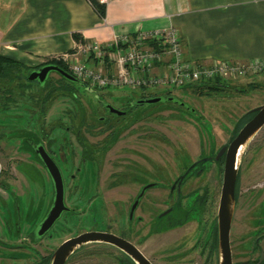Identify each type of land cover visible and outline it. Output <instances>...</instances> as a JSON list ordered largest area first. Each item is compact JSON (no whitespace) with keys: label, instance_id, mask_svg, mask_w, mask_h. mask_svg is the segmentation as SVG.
Here are the masks:
<instances>
[{"label":"flooded vegetation","instance_id":"flooded-vegetation-1","mask_svg":"<svg viewBox=\"0 0 264 264\" xmlns=\"http://www.w3.org/2000/svg\"><path fill=\"white\" fill-rule=\"evenodd\" d=\"M30 72L23 71L15 74L19 78V84L23 86L22 90L27 91L25 105L36 110V113L31 115V122L27 121L29 128L23 126L25 122L21 123L20 117L16 119L17 124L14 125L17 129V137H22L21 146L17 148L16 153L20 155L19 159L26 156V160L22 159L20 162L18 159L13 163L7 155L0 154L8 160L7 165H16L15 169L9 166L4 169L0 162V264H50L58 248L86 234L112 235L117 238L116 241L121 248L110 243L92 242L78 249L65 264H108L103 261V257L113 258L116 264H138L134 258L138 253L150 263L157 264L144 247L152 238L162 237L178 230L184 231L183 235L157 252L158 255H162L166 264H199L200 262L219 264L218 213L215 215L214 189L207 179L209 171L214 170L218 185H223L226 152L219 160L217 157L223 147L230 145L256 113L251 110L244 114L235 124L226 144L216 148L208 156L203 155L204 151H202L199 157L193 160V154L189 153V156H185L187 158L185 161L179 162L180 159L173 157L178 153L166 155L172 159L169 169H166L169 174L167 183L163 182L167 173L162 174L160 179V172H157V167H160L161 163L151 160L153 158L149 154L148 141L151 136L146 134L142 137L144 140L142 152L134 150L130 153H119L116 158L121 159V165L125 171L115 173V181L110 185H103L100 180L103 159L108 154L103 150L114 149L121 134L134 123H139L134 113L140 106L145 108L146 105L140 104L139 101L148 98H169L173 97L174 93L171 96L166 94L148 97L123 94L118 98L121 105L117 107L109 99L101 98L106 91L88 87L82 82L84 93H81L76 83L68 81L56 72L50 74L59 78L56 81L49 79L50 76L45 84L29 81ZM26 80L43 87L38 90L28 89L25 87ZM224 84L222 90H214L212 96L224 92L225 88L232 83ZM89 95L96 97L100 107L96 109L97 111L104 109V113L119 117L117 122L111 121L105 114L95 118L88 117L92 115V113L89 114L86 104ZM6 97V100L16 101L13 97L8 95ZM58 97L68 98L73 102V106L64 108L63 119L53 124L51 120L48 122L47 113ZM15 105L18 115V108L23 106L18 107L17 102ZM186 105L187 103L184 106L172 103L166 104L164 108L186 109L198 114L197 110L195 112L191 106ZM12 107V105L6 106L0 108V111L9 112ZM121 118H124L125 122H121ZM194 123L191 125L194 126ZM57 127L61 129V135H54ZM263 129L264 127L255 138ZM7 133L10 135L11 132L7 131ZM2 134L0 133V137L4 139L3 136L6 137V135ZM99 137L98 141H94ZM152 137L156 141L166 143V140L161 137ZM42 149L60 171L64 184L62 205H59L58 187L50 173L47 158ZM246 154L236 186V210L240 203ZM24 162L31 165L34 177H39L41 180V185L37 188V196L29 195L34 211L32 210L28 216V219L32 221L25 231L20 222L22 215L18 209V198L23 196L25 200L28 199L25 192L18 194L20 181L24 179V175L18 168ZM208 162H211L210 167ZM87 166L93 167L96 171L93 184H89L88 178L84 177L88 176L87 173L90 171ZM249 169L250 165H247L246 171ZM13 187L17 190H13ZM124 187L127 188L124 191L126 199L111 201L110 207L113 208V213L110 215L109 204L106 202L107 192ZM261 197L262 200L254 206L257 216L254 220L256 230L242 243L243 249L248 248L250 252L259 253V255L254 260L241 262L242 264H264V194L262 191L259 198ZM10 205H14L12 210ZM57 206L63 210L48 229L46 224L49 216ZM59 223H61L60 226H58ZM3 229L11 234V241L3 234ZM44 231H46L45 234ZM64 236L67 237L63 239ZM56 239L58 244H55Z\"/></svg>","mask_w":264,"mask_h":264},{"label":"rangeland","instance_id":"rangeland-1","mask_svg":"<svg viewBox=\"0 0 264 264\" xmlns=\"http://www.w3.org/2000/svg\"><path fill=\"white\" fill-rule=\"evenodd\" d=\"M12 73L9 78L0 80V108L10 105L13 106L9 112L0 111V133L6 135V137L3 136L4 139L0 137V143H2L0 145V154H3L2 156L7 155L12 159L10 162L14 163L20 158V155L16 152L22 142V137H17V129L14 126L17 124L16 119L18 120L20 117L19 119H22L21 123L25 122L23 126L29 128L30 126L27 121L31 122V115H34L36 110L33 108L30 109L25 105L27 104L25 102L27 99L25 95L27 91L22 90L21 87L23 86L19 84L18 76L13 75ZM106 73L111 75L113 70H110L109 68ZM51 78L53 81L59 79L56 75L50 76L49 79ZM250 83L255 84V86H251ZM26 85L27 86L25 87L32 90H38L43 87V85L40 84H31L28 80H26ZM75 85L81 93H84V86L82 83H76ZM130 91L131 90L110 88L106 90L104 93L105 95L101 96V98L104 97L109 99V101L115 106L119 107L121 101L118 98L122 97L123 94H129ZM131 92L134 96L143 95L147 97L152 95L164 96L169 93L165 89H137ZM173 92V97L176 98V101L181 104L187 103L186 106H191L194 111H198V114L186 109L178 110L171 107L164 108L166 104H172L171 102L166 103L164 101L158 104H146L145 108L140 106L139 110L134 113V117L137 118L139 123H134L121 134L114 149L103 150V152H108V154L107 157L103 159V170L100 179L101 184L110 185L111 182L115 181V173L125 171L124 167L121 165V159H117L116 157L119 153H130L134 150H139V153L142 152V146L144 143L142 137L146 134L151 136V139L148 140L149 154L151 158L154 159L151 160L161 163V166L157 167V172H160V174L158 173L160 179L162 174L167 173L163 179V182L166 183L169 177L166 169H169V164L172 162V159L168 158L166 155L171 156L176 152L178 154L173 157L180 159L179 162H181V160L185 161L187 159L185 156L187 157L189 156V153H192L194 160V158L199 157L202 151H204L203 155L208 156L211 152L213 153V150H216V148L218 149L225 145L237 121L247 112L264 105V73L250 77L249 79L233 82L229 87L225 88L224 92L217 96H212V94L208 93V89H200V91L197 92L192 86L184 87ZM7 95L11 98L13 97L16 101L10 99L6 100ZM89 96V99H86V104L89 114L92 113V115H88V117L91 116L90 118H95L96 116H103L105 114L108 118L110 117L111 121L117 122L119 117L114 115L112 117L107 113H104V109L97 111L96 109L100 107L96 102V97L94 98L92 95ZM67 99L68 98L63 97L56 98V101L47 113L48 122L51 120V123L57 124L60 122V119H63L64 108H72L73 106V102ZM15 102L18 103V107L23 106L18 108V115L15 111ZM123 121L125 122L124 118H121V122ZM191 123H194V126H192ZM60 130L61 129L57 127L54 135H61L62 132ZM7 131L11 132L10 135ZM152 136L161 137L163 140H166V143L165 141H156ZM100 137L94 139V141H98ZM5 138L9 139V141ZM247 149L249 150L248 152L246 151L245 166H243L244 175L241 182L240 203L235 213L231 231L234 263L254 260L259 255V253L250 252L251 250L248 248L243 249L242 243H244L246 239H249L253 235V231L256 230L254 220L257 216L255 215L254 206L255 203H259L262 200V197L259 198L260 192L262 191L264 194V129L253 141L250 142ZM2 156H0L2 168L5 169L7 166L13 169L16 168V165H7L8 160H6V157ZM22 159L26 160V156H22L21 159H19L20 162ZM209 163L211 162H208L210 167ZM247 165H250V169L246 171ZM87 167L90 171L87 173L88 176L85 175L84 177L86 179L88 178L89 184H93L95 182L96 171L93 167ZM18 170L24 175V179L20 181L21 186L19 185V188L18 186L16 187L18 188V194L25 192L26 196H28L27 200H25V197L23 196L18 198V209L19 213L22 215V221L20 222L23 224L25 231L27 227H30L32 221L30 218L28 219V216L31 214L32 210L34 211L29 195L34 197L37 196V188L41 185V180L39 177H34V173H32L33 168L27 162L21 163ZM207 180L208 183L212 185V189H214V211L215 215H217L222 185H218V178L214 175V170L209 171ZM16 188L13 187L12 189L17 190ZM126 190L127 188L124 187L107 192L106 202L109 204L110 215L113 213V208L110 207L112 205L111 201L115 199H126V196H124L126 195L124 192ZM9 207L10 210H12L14 205H10ZM12 214L15 216L13 211ZM60 225L61 223L58 224V226ZM2 232L6 238L11 241V234L7 233L5 229H3ZM183 233L184 231L178 230L162 237H154L146 244L144 250L157 264H166L162 255H158L157 252L163 250L168 243L174 242L178 237L183 235ZM66 237L67 236H64L63 239ZM55 244H58V239H56ZM1 252H3V250ZM103 261L108 264H116V261L113 258L103 257ZM199 264L202 263L200 262Z\"/></svg>","mask_w":264,"mask_h":264},{"label":"crops","instance_id":"crops-1","mask_svg":"<svg viewBox=\"0 0 264 264\" xmlns=\"http://www.w3.org/2000/svg\"><path fill=\"white\" fill-rule=\"evenodd\" d=\"M105 5L102 17L88 0H0V57L36 70L79 43L107 48L114 32L173 27L191 61L264 60V0H119ZM109 68L114 71L113 65Z\"/></svg>","mask_w":264,"mask_h":264},{"label":"built area","instance_id":"built-area-1","mask_svg":"<svg viewBox=\"0 0 264 264\" xmlns=\"http://www.w3.org/2000/svg\"><path fill=\"white\" fill-rule=\"evenodd\" d=\"M102 4L119 0H98ZM91 88L137 90L178 89L212 81L238 82L264 73V60L198 63L186 58L179 32L173 27L135 33L114 32L107 48L97 42L78 44L71 53L53 57ZM113 65L111 75L106 72ZM158 67L162 68L159 73ZM154 71L157 74H154Z\"/></svg>","mask_w":264,"mask_h":264},{"label":"water","instance_id":"water-1","mask_svg":"<svg viewBox=\"0 0 264 264\" xmlns=\"http://www.w3.org/2000/svg\"><path fill=\"white\" fill-rule=\"evenodd\" d=\"M53 72L58 73L68 81L74 83H82L69 72L54 64H47L39 69L32 70L28 74V80L39 81L40 83L45 84L48 81L50 74ZM196 85L201 86L200 84ZM175 99L176 98L174 97L148 98L146 100L139 101V103L152 105L164 101L166 103L171 102L179 104L181 106L185 105V103L181 104ZM252 112L256 113L255 117L239 131V133L237 134L235 139L230 143L229 146L223 147V149L219 153V156L217 157V160H219L220 157L223 156L226 152L225 172L218 210L219 264H234L233 253L231 248V229L236 211L237 181L247 148L250 142L255 138L257 133L264 127V105L252 110ZM42 151L45 157L47 158L46 162L48 163V168L50 169V173L55 179L56 185L58 187L59 205H62L64 195V184L60 171L58 167L54 164L53 160L45 153V150L42 149ZM61 210L63 209L60 208V206H57L55 211L50 214L48 223L46 224L48 229L59 218ZM45 233L46 231H44V234ZM116 239L117 238L112 235L100 234H86L78 238L72 239L64 243L60 248H58V250L52 257L50 264H65L70 258V256H72L78 249L92 242L110 243L121 248V245H118ZM134 258L138 262V264H152L140 253L135 255Z\"/></svg>","mask_w":264,"mask_h":264},{"label":"trees","instance_id":"trees-1","mask_svg":"<svg viewBox=\"0 0 264 264\" xmlns=\"http://www.w3.org/2000/svg\"><path fill=\"white\" fill-rule=\"evenodd\" d=\"M88 2L90 3V5L93 7V9L102 17L105 16L106 13V5L100 3L98 0H88ZM77 39L79 40L80 38L77 37ZM47 64H57L58 66H60L61 68H63L65 71L68 72L67 66L62 63L57 61L56 59L52 58L50 59L45 65ZM42 67V66H41ZM40 68V67H38ZM23 71H32V69H28L25 67H22V65H17L15 64L12 60L8 59V58H4V57H0V80L1 79H7L10 77L11 73L13 75H15L16 73L20 74ZM84 85L88 86L87 84L83 83ZM251 84V83H250ZM201 86L198 85H192L193 88H195V90L197 92L200 91V89H208V93L212 94V92L214 90H222V88L225 86L224 83H222L221 81H212L209 83H204V84H200ZM251 86H255V84H251ZM174 92H169L168 95L171 96ZM147 97V96H146ZM238 264H242V263H238Z\"/></svg>","mask_w":264,"mask_h":264}]
</instances>
